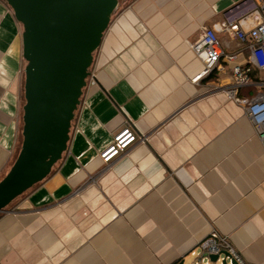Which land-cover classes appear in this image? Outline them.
<instances>
[{
    "label": "crops",
    "instance_id": "crops-1",
    "mask_svg": "<svg viewBox=\"0 0 264 264\" xmlns=\"http://www.w3.org/2000/svg\"><path fill=\"white\" fill-rule=\"evenodd\" d=\"M260 0H130L113 15L63 158L0 216V264H186L212 230L264 264V140L227 96L250 51L227 31L218 68L193 50L204 27L256 23ZM23 24L0 0V180L18 155ZM241 98H264L253 66ZM128 121L145 136L113 162L101 152ZM22 137V135H21ZM192 262V263H193ZM191 263V264H192Z\"/></svg>",
    "mask_w": 264,
    "mask_h": 264
},
{
    "label": "water",
    "instance_id": "water-1",
    "mask_svg": "<svg viewBox=\"0 0 264 264\" xmlns=\"http://www.w3.org/2000/svg\"><path fill=\"white\" fill-rule=\"evenodd\" d=\"M6 1L23 24L27 64L21 148L0 180V212L63 158L95 52L119 6V0Z\"/></svg>",
    "mask_w": 264,
    "mask_h": 264
},
{
    "label": "built area",
    "instance_id": "built-area-1",
    "mask_svg": "<svg viewBox=\"0 0 264 264\" xmlns=\"http://www.w3.org/2000/svg\"><path fill=\"white\" fill-rule=\"evenodd\" d=\"M255 11L260 19L250 28H247L243 20H224L215 27L203 28L201 36L192 46L197 56L203 60L205 68L193 80L196 82L202 75L211 73L215 68H218L223 57L228 60L237 58V54L228 53L224 50L218 34L219 31H227L239 45L248 48L251 65H235L233 67L234 81L225 88V92L229 98L246 106L251 120L264 140V98L257 96L253 99H247L239 96L240 88L249 85L251 82L253 66L264 70V0H260V5ZM143 140H145V136L137 130L132 122L128 121L114 134L112 142L101 152V157L104 163L113 162L122 156L127 149ZM198 248L200 252L197 253L192 264H248L229 237L218 230H212ZM212 256H217V259L212 260Z\"/></svg>",
    "mask_w": 264,
    "mask_h": 264
},
{
    "label": "rangeland",
    "instance_id": "rangeland-1",
    "mask_svg": "<svg viewBox=\"0 0 264 264\" xmlns=\"http://www.w3.org/2000/svg\"><path fill=\"white\" fill-rule=\"evenodd\" d=\"M130 0H119V6H118V8H117V10L121 7V6H123L124 4H126V3H128ZM116 10V11H117ZM116 11L114 12V14L116 13ZM113 14V15H114ZM27 64V63H26ZM26 66V65H25ZM23 75H24V79H25V69H24V71H23ZM23 95H24V87H23ZM25 102V101H24ZM22 127H23V122L21 123V130H22ZM21 135H22V133L20 134V144H19V151H20V148H21V141H22V137H21ZM18 151V152H19ZM15 160V158L13 159V161ZM18 198H16L9 206H8V208L6 209V210H4V211H2V212H0V216H3L7 211H12L13 209H15L14 208V203L16 202V200H17ZM212 232V231H211ZM210 232V233H211ZM210 235V234H209ZM208 235V236H209ZM207 236V237H208ZM193 262V258H191L190 256L186 259V264H191Z\"/></svg>",
    "mask_w": 264,
    "mask_h": 264
}]
</instances>
